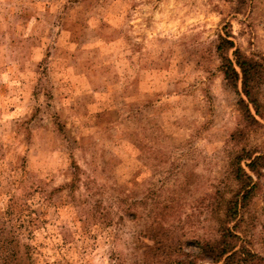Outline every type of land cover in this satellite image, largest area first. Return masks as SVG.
I'll use <instances>...</instances> for the list:
<instances>
[{
	"label": "rangeland",
	"instance_id": "374dc122",
	"mask_svg": "<svg viewBox=\"0 0 264 264\" xmlns=\"http://www.w3.org/2000/svg\"><path fill=\"white\" fill-rule=\"evenodd\" d=\"M236 49L264 70V0H0V264H224L199 248L236 224L255 256L228 264H264Z\"/></svg>",
	"mask_w": 264,
	"mask_h": 264
},
{
	"label": "trees",
	"instance_id": "16d2710c",
	"mask_svg": "<svg viewBox=\"0 0 264 264\" xmlns=\"http://www.w3.org/2000/svg\"><path fill=\"white\" fill-rule=\"evenodd\" d=\"M232 46L233 42L231 40L221 37L217 48L222 52L229 51ZM234 55L235 62L229 59V57L225 58L223 64L224 74L231 85H237L238 79L240 78V73L237 71L235 64L241 69L243 93L253 105L255 114H252L248 103L244 99L241 101V103L244 108L245 117L250 120V122L255 123L257 122L256 116L261 114V105L257 97L256 89H258L257 87L263 77L264 70L258 61L249 58L243 54L240 49H236L234 51ZM245 155L246 154H239L236 156V179L241 183V189L238 194H236L235 199L232 201V206L227 212L225 222L238 220L241 211L246 207L257 186L256 183H254L252 176L249 175L241 166V161L246 159ZM252 155L253 153L251 152L247 154V156L250 158ZM261 159L262 156H256L248 164L251 171H259L257 164L261 161ZM236 225L233 228H235ZM233 228L224 225L221 229V238L214 242H206L205 244H202L199 248L201 252H204L207 258H210L215 262H221L224 259V264H228L231 262V260L233 261L236 258L241 259V256H247L245 257L246 259L254 257L255 254L248 251L245 247L240 246L239 249L237 248L238 239L240 237L233 232Z\"/></svg>",
	"mask_w": 264,
	"mask_h": 264
}]
</instances>
